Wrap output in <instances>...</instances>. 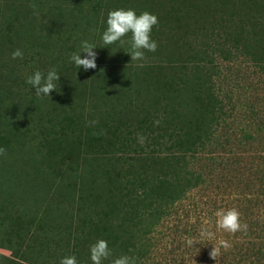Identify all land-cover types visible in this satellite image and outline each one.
Wrapping results in <instances>:
<instances>
[{"label": "rangeland", "instance_id": "374dc122", "mask_svg": "<svg viewBox=\"0 0 264 264\" xmlns=\"http://www.w3.org/2000/svg\"><path fill=\"white\" fill-rule=\"evenodd\" d=\"M33 2L38 5L35 13L30 7ZM218 2L228 3L230 11H234L238 16L245 15L243 10L238 8L244 4V0H0V29L5 27L11 33L9 40L4 42L6 44L0 41V104L3 103V106L0 105V115L4 107L5 109L10 107L19 117L16 122L9 121L14 120V116L5 112V115L11 116L12 119L5 124L2 123L3 130L6 129L7 132L5 130L0 132V138L6 135L11 148L24 142L25 149L40 157L41 163L40 166L27 161L26 165L19 163L15 168L18 173L12 175L10 170L4 172L6 169L4 165L8 161L5 158L0 159V167L4 172L0 173V193H6V190H2L6 188L4 177L6 172L11 174L13 183L21 182L15 184L22 186L18 192H22L23 196L31 192V196L26 199L27 207L24 209L22 206L17 210L14 194L9 201L8 209L15 203L10 209V216L6 219L12 218L14 225L12 230L17 232L21 228V243L12 238L9 245L17 253L15 255L0 250V264L6 263V260H12L13 264H57L61 254L68 256L71 253L65 251L75 244L73 242L75 235L79 239L78 245L87 249L79 248L83 253L87 252L81 259L88 261L90 246L99 239L112 241L114 243L112 250H120L119 246L116 247L118 244L124 243L123 246L128 244L124 242L127 235L139 229L132 226L134 223L138 224L141 230H146L141 238L144 244L146 243L145 258L140 260L139 264H264V73L254 66L253 59L264 58V42H260L252 50L255 55L250 50L246 51L247 55L230 52V60L224 61L215 51L210 57L211 63H202L205 68H216L218 75L211 79L212 88L225 109L217 117L219 126H216L217 131L212 136L213 143H206L199 147L200 149L196 147L194 159L188 157L184 165L179 163L182 170L184 168L194 177L200 175L202 182L199 186L188 190L184 198L173 205L167 215L158 219L150 217L151 215L143 216L139 220L134 219L128 227L131 232L124 236L116 233L107 227L109 219L106 216L111 207L114 208L112 216L115 217L117 206L130 204V194L125 192L124 196H120L115 190L104 185L105 173H99L97 168L93 169L97 173L96 184H98L93 185L89 181V166L96 162L97 147L93 145L90 147L85 141L89 128L87 122L93 121L92 115L97 111L102 112L110 107L116 114L114 124L110 121L109 124L113 126L117 124L118 132L123 129V135L119 136L121 137L119 140L126 138L127 128L131 126L140 130L139 132L143 131V133L135 132L136 137L130 138L137 142L138 146L135 148L133 146L135 143L130 141L132 148L143 149L144 153L140 157L156 150L155 155H147V158L153 161L152 167L156 162L158 164L151 174L162 170L161 168L167 164H173V159H168L164 164L160 162L171 155L172 151L165 150V147L169 148L170 145L167 141L171 139L165 136L160 141L161 138H158L160 132L155 130L157 125L143 124L151 122L152 119L151 117L146 119L143 112L137 108V104L145 103L143 99L138 101L133 97L129 98L123 91L132 92L134 88L139 91L144 85L152 84L151 81L162 90L167 80L163 84L157 78L162 74L172 75L175 72L185 71L183 65L195 62L188 60L194 58L193 54L189 53L192 48L197 55L198 46L216 45L222 41L223 36L229 38L222 33L227 25L223 22L225 15L220 13L222 10L229 12V8L224 4L218 11L216 6ZM245 4L248 9H252L251 3L246 1ZM63 8L65 10L61 17L63 25L48 31L47 19L51 17L50 14L57 13ZM120 8L134 9L137 15L148 11L158 18V24L153 26L151 33L152 39L158 44L157 51L146 52L143 61H131V55L127 53L131 51L130 43L121 44L118 41L107 45L109 46L107 48L102 42L101 36L106 30L102 26L107 27L108 12ZM185 11L192 16V19L180 23L182 33L176 30V25H172L171 19ZM247 15V20H250L248 25H255L254 19L248 18L251 16L250 11ZM197 29L201 31L203 29L205 32L209 30L212 35L215 34L205 38ZM219 29L221 36L216 33ZM255 32L259 33L260 29ZM76 38L78 43L74 44ZM123 39L130 41L131 33ZM84 40L95 44L96 47L99 45L98 48L109 49L107 53L98 55L96 59L95 71L102 74L104 89L96 91L95 97H80L76 95L77 93L66 90L64 81L67 77L64 68L60 67H65L68 55L81 51V42ZM73 46L75 51H70ZM16 49L23 52L22 59H12V52ZM95 50L96 48L93 49ZM84 56L86 53L82 52L81 57ZM50 68H55L60 75L59 81L56 82V91L51 92L50 96H37L36 90L27 84L26 80L35 71L39 70L46 74ZM81 69L83 70V67ZM202 74L201 71L192 70L183 75L197 79L203 76ZM180 75L178 74L177 78H182ZM90 77L88 74V78L85 79L88 84ZM127 85L129 88L126 87ZM164 88H167V85ZM115 89L123 92L122 99L103 104L105 99L103 93ZM15 93L16 95H13ZM140 94H143V91ZM14 98H21L24 103L16 104ZM128 99L133 100L136 106L128 103ZM26 109L32 113H35V110L41 112L40 118L34 116L27 121ZM151 131L152 134L144 136V133ZM140 136L145 138L143 143L139 141ZM138 165L139 163L133 162L134 168L124 167L131 170ZM169 170L168 175L176 172L175 169ZM130 174L135 175L130 180L133 183L131 190L136 189L147 175L132 171ZM168 175L159 178H173ZM85 180H88L87 184L84 183ZM104 186L110 191L104 190ZM80 196L86 197L84 205L80 202L83 199H80ZM56 206L59 209L53 211ZM77 206L82 207V211ZM221 208H237L241 213V221L247 223L248 230L246 233L237 232L234 235L223 231L216 232V239L210 243L200 237V229L204 220L214 221V213ZM49 209L51 213L54 212L56 218L50 220L52 225H60V229L44 228L40 232H33L32 228H36L38 217L44 210ZM22 210L27 217L22 215V219L16 222L18 213ZM123 216L122 214L120 217L127 220ZM88 217L96 225L89 224ZM123 220L113 219L109 224H114L116 227L119 223L123 224ZM76 222L82 227L81 236L79 235L81 228H78L76 233L73 231ZM84 222L86 224L82 226ZM9 223L10 220H5L3 225L9 226ZM84 232L86 240L83 238ZM186 238H191L198 244L188 246ZM219 239L228 240L232 247L227 251L221 249L216 261L209 253L213 247L212 243L216 244ZM55 244L61 245L60 248L64 249L63 253H59V250L55 251ZM49 252L54 253L49 257ZM121 252L114 253L120 255ZM244 252H246L245 257L242 255ZM254 253L257 256H252ZM113 256L112 254L104 260L103 264H112L110 261H113ZM34 260L38 263L33 262Z\"/></svg>", "mask_w": 264, "mask_h": 264}, {"label": "trees", "instance_id": "16d2710c", "mask_svg": "<svg viewBox=\"0 0 264 264\" xmlns=\"http://www.w3.org/2000/svg\"><path fill=\"white\" fill-rule=\"evenodd\" d=\"M244 1H245L244 4H241L238 7L239 9L243 10L242 12L245 13V15H242L243 17L236 15L234 11L231 12L230 11L231 8H229V5L227 6L228 3L221 4L218 2V4L216 5L218 11H220V9L223 8L224 4L226 7L229 8L228 9L229 12H226L224 10L220 12L221 14L225 15L223 22L227 25L225 27V31L223 30L222 33L223 35H226L229 38L226 37L224 38L223 36L222 41L217 43L216 45L207 46V44L205 43L206 44L205 46L203 45L198 46L197 55L195 49L192 48L189 53L193 54L192 57L194 58L190 57L191 59L188 60L195 62L191 64L189 63V65H183L185 71L175 72L172 75L162 74L160 78L156 77L157 80L160 83L162 82L163 84L164 81L167 80V84H164V86L162 84L163 86L162 90L159 89L150 80L152 84L149 83V85H144V87L139 91L136 90L135 88L134 91L132 92L123 91L124 93H127L129 98L133 97L135 99H138V101H141L143 99V101L145 102V103L137 104V108L141 112H143V115L146 116V119H148L149 117L152 118L151 122L150 121L147 123L144 122L143 123L144 125H151L154 124L155 121L159 120V125H157V127L155 128V130L160 132L158 134V138L159 139L161 138L160 141H162L163 138H165V136L171 139L170 141H167L170 144L169 148H167L166 146L165 150L170 152L172 151L169 158H163L160 162L164 164L168 161V159L170 160L173 159V164L172 163L167 164L166 166L161 168L162 170L155 171L156 172L155 174H151V172H154V170L158 167V164L156 162L155 163L157 164L156 167H154L155 164H153L152 167L153 161L151 159H148L147 155H151V156L155 155L156 150L149 151L150 154H144L143 157H140L142 156V153H144L143 149L140 147L141 149L137 148L136 150L135 148L138 147L136 144L137 142H134L133 139L130 140V138L136 137L135 132L137 131L139 132L140 130H136L135 128L133 129L131 126H129L127 128L128 131H126L127 133L126 138L124 140H119V138H121L119 136L123 135L122 132L123 129L120 132H118L117 124L115 126L109 124V121L112 122L113 124L115 122L114 115L116 113L113 111L112 107L107 108V110H104L102 112L97 111L95 114L92 115L93 121H98V123L89 126L88 134L85 136V141L88 142L90 147L92 145L94 147H97V150L95 149L96 150L95 155L97 157L95 158L96 162L95 163L93 162L92 163L93 165L89 166V173H90L89 181L93 185L98 184V183L96 184L97 173L93 169V168H97L99 173L100 172L105 173L104 185H106L108 188H112L113 190H115V192L120 196L122 195L124 196L125 192L131 195V198L129 195L130 204H128L127 206L116 207L115 211L117 212L114 214L116 215L115 217L112 216L114 212L113 207L109 209L110 212L108 216H106L109 219L107 220V227H109L111 230L115 231L116 233H121L124 236L127 233L131 232L130 229H128V227H129V223L131 222L132 224L133 223L132 221L134 219L139 220L143 216H150V215H151L150 217L152 218L155 217L158 219L161 216L167 215L168 211L172 209V206L176 205L177 202L181 201L184 198V194L188 192V190H190L192 187L195 188L196 186H199L200 183L202 182L200 180V175L198 176L195 175L194 177L191 173L185 171L184 168L182 170L181 165H179L180 162L183 163L184 165L188 157L189 159H194V156L196 155V147L197 149H200L206 143L207 144L213 143L212 136L217 131L216 126H219L217 117L221 112H223V109H225L224 106L221 105V99H219L218 95L214 92L212 88L213 84L211 83V79H213L214 76L218 75V72L215 71L216 70L215 67H210L211 68L210 70V68H205V66L202 63H206V64L211 63L212 58L210 57L215 51L218 52L219 56L224 61H227L230 60L229 59L230 52L232 54H234L235 52H240L247 55L246 51L248 50L252 51L259 45L260 42H264V0H244ZM246 1L247 3L252 4V9L250 8L251 10L247 8V5L245 4ZM253 9L254 11L252 12ZM249 11L251 16L248 18H252L255 21V25L252 26L248 25L250 20L249 21L247 20V16H248L247 13H249ZM62 12L65 13L64 8L58 11L57 13L53 12L52 14H50L51 17L47 19L48 31H53L63 25V23H61ZM71 13L73 14V12ZM238 18H240V20ZM188 19H192V16L185 11L181 15H177L175 16V18L171 19L173 21L172 25L173 26L176 25V30L178 32L180 31L183 33L182 26L179 25L180 23H183L184 20L186 22V20ZM243 26L247 28L245 29ZM102 28L104 29L106 27L102 26ZM257 29H260L259 33L255 32ZM197 31H201V29H197ZM220 31L221 29H219V31L216 32L218 33L217 34L218 36H221ZM10 34L11 33L9 29L5 27L4 29H0V41L4 43L6 42V40H9L11 36ZM213 35L212 32H209V30L205 32V30L202 29L201 31V36L205 38L206 37L210 38ZM76 43H78L77 38L75 39L74 44ZM108 47L109 46H107V48ZM107 48H103V47L96 48L95 52L97 53V56L98 55L102 56L103 53H107L109 51V49ZM70 51H75L74 46L70 48ZM253 55H255L254 52ZM69 56L70 55H68V59L67 62L65 63V67L60 66L62 69L64 68L65 76L67 77V80L64 81L65 89L77 93L76 95L80 97L83 96L95 97L96 91L98 92V90L104 89V84L102 80L103 77H101L102 74L99 71L98 72L95 71L96 68L92 70L89 69L88 71H85L84 69L82 70L81 68L78 69L74 63L69 61ZM253 59L255 63L254 66L258 70L264 73V58L258 59L254 57ZM192 70L193 72L201 71V74L202 71L204 70V74H202L203 76L197 79L191 78L189 76L186 77L183 75V74H187L188 72H191ZM88 74L91 76L89 78V84L85 80L86 78H88ZM178 74H181L180 77L182 78H177ZM165 85H167V88H164ZM126 87L129 88L128 85ZM173 87L175 88L172 89ZM77 88H79V90H77ZM141 91H143V94H140ZM123 92L118 89H115L111 92L107 91L103 93V95L105 96V99L103 100L104 101L103 104L110 103L111 101L112 102L119 101L120 99H122L121 94H123ZM10 94H12V92ZM13 95H16V93ZM12 96H10L9 98L11 99ZM13 100L15 101L14 103L16 104L24 103V101L21 98L20 99L14 98ZM127 102L135 105V102L133 100L128 99ZM0 105L3 106V103H1ZM111 105L112 104H110V106ZM3 109L4 111L2 115H0V129H2L0 130V132H4V130L7 132L6 129L3 130L2 123L5 124L9 119H12V117L5 115V112L7 114L14 116V120H9V121L16 122V120L19 119V117H18V113H16L14 109L11 110L12 108L10 107H7L6 109L4 107ZM26 111L28 116L27 121L32 119V117L34 116L40 118L41 112H37L35 110V113H32L29 109H26ZM214 128H216V130H214ZM124 130L126 129L124 128ZM139 133H143V131ZM152 133H153L152 131L151 133H144V136ZM4 136H5L4 138H0V148L6 149V155H0V159L3 160V158H5L6 161H8L4 165L6 169L3 166L5 169L4 172L6 170H10L12 175H15L18 173V171L15 169L18 166V164L23 163L26 165V161L35 164L37 166L41 165L39 161L40 157H38L33 152H29L28 150H26L24 142H20L14 148H11L9 141L6 138V135ZM130 141L133 144L135 143L133 145L135 148H132V146H130ZM150 145L153 146L154 144H150ZM176 148L178 149L175 151ZM144 157L145 159H143ZM133 162L139 163V165L136 166L135 169L128 170L124 167V166H129V168L130 167L134 168ZM88 163L91 164L90 162ZM169 169H175L176 172L171 175H168L169 172L167 173V171H170ZM131 171L138 173L142 172V174H147L146 177L141 180V184H139L136 187V189L133 190H131L133 183L130 182V180L134 178L135 175L130 174ZM4 172H2V169L0 167V173L3 174ZM166 175L173 176V178H169V179L159 178L160 176L165 177ZM4 177L6 179L5 180L6 188L2 190H6V193L5 192L0 193V200H1L0 250L8 251L10 254L16 255L17 251H14L13 247L9 244H11L12 238L16 239V242L21 243L20 240L22 233L21 228L17 232L12 230V226H14L13 220H11L12 218L11 219H6V218L10 216V212H11L10 209H12L16 201H17L16 203L17 210L21 209L22 206L23 209L24 207H27L26 199L27 197L31 196L30 195L31 192H28L23 196L22 192L20 191L18 192V189H22V186L15 185V184H21V182L13 183L11 174L10 173L7 174V172L5 173ZM87 182L88 180L84 181L85 184H87ZM9 185H11V187ZM107 187L104 186V190L110 191ZM13 194L15 195V202L11 204V207L8 209L7 206L8 204H10L9 201L11 200ZM79 198L81 199L83 198V196H80ZM97 198L99 199V196ZM80 202H82V204L84 205L85 204L84 202H86V197L81 199ZM77 208L80 211H82V207L77 206ZM58 209L59 207L56 206L53 211ZM7 211L8 214H6ZM120 213H122L124 215L123 217H125L127 220H123L122 217H120L122 215ZM22 215L27 217V215H25L24 213V210H22L21 213L20 212L18 213V218L16 222H19L20 219H22ZM89 218L90 217H88L87 219ZM51 219H56L54 217V212L51 213L50 209L44 210L42 215L38 217L36 228H32V231L40 232L41 229L44 228H49V230L60 229V225L59 226L52 225V222L50 221ZM77 219H78L77 221H79V218ZM113 219L123 220V224L119 223V225H116V227L114 224H109V222H113ZM5 220H10L9 226L3 225ZM80 220L84 221L85 219H80ZM87 222L89 224L96 225L94 224L95 222H93L91 219L87 220ZM85 224L86 222H84L82 226H84ZM132 226L133 227L135 226L139 229H135L133 231L134 233L127 235V238L124 240V242L128 244L123 246L124 243L121 242L122 244H118L116 246V247L119 246L120 250H112V253L114 255L112 258L113 260L119 257L120 255H129V256H134L136 258V264H139L140 260L145 258L146 243L144 244L141 238L143 235H145L146 230L144 229L141 230L139 225L135 223ZM78 228H81L79 229V235L81 236L82 227L78 225V222H76V226L73 230L74 233L78 231ZM87 234H89V232H87ZM83 235H84L83 238L86 240L85 232L83 233ZM73 242H75V244H72L71 248L66 249L65 251V252L68 251L71 252L68 256L75 255L78 264H92V262H89L91 261L90 259H88V261L81 259L84 256H86L87 252L84 251L85 253H83L79 248H82L84 250L87 249L85 247L83 248L78 245L79 239L77 235L73 236ZM108 243H109V247L112 248L114 243H112V241H108ZM55 247H56L55 251L59 250V253H63L64 249L60 248L61 245L55 244ZM115 251H122V252L120 255H118V253H114ZM53 253L50 254L49 252V257L50 255H53ZM245 254L246 252L242 254L244 255L243 257H245ZM257 254H259V251H257ZM257 254L254 253L252 254V256L255 257L257 256ZM65 256L67 255L61 254L59 258V262L56 263L60 264V260ZM80 259L81 261H79ZM33 262L36 263L37 260H34ZM110 263H112V261H110ZM3 264H13V262L12 260H6V263Z\"/></svg>", "mask_w": 264, "mask_h": 264}, {"label": "clouds", "instance_id": "9594fccd", "mask_svg": "<svg viewBox=\"0 0 264 264\" xmlns=\"http://www.w3.org/2000/svg\"><path fill=\"white\" fill-rule=\"evenodd\" d=\"M34 13L38 9L36 3L30 5ZM106 30L102 34V42L104 45H112L116 42L130 43L131 51L127 52L131 55V61H143L145 59L146 52L157 51L158 44L152 39L151 33L154 25L158 24V18L156 15L144 11L137 15L134 9L120 8L117 10H111L107 14ZM131 33L130 41H125L123 38ZM98 48L95 44L90 43L87 40L81 42V51L78 53H72L69 56V61L74 63L79 69L83 67L85 71L89 69H95L97 67L96 59L97 53L93 49ZM86 53L84 58L81 57V53ZM114 54V53H113ZM23 58V52L20 49H16L12 52V59ZM60 75L55 68H50L47 73L42 71H35L34 74L29 76L26 83L31 85L35 90L37 96H50V93L56 91L57 81H59ZM89 126H92L98 121L87 122ZM159 125V120L154 122ZM145 138L139 137L140 143H143ZM0 155H6V149L0 148ZM215 220H204L200 229V237L202 239L211 241L216 239V232L223 231L230 234L237 232H247V223H242L241 213L237 208L218 209L215 213ZM215 229V231L213 230ZM188 246L198 244L191 238H186ZM209 253L213 260L217 261V257L221 254V249L224 251L229 250L232 245L226 239H219ZM112 249L109 248L108 242L104 239L97 240L90 246V260L92 264H103V261L112 256ZM60 264H78L75 255L65 256L60 260ZM112 264H136V258L129 255H120L112 261Z\"/></svg>", "mask_w": 264, "mask_h": 264}]
</instances>
